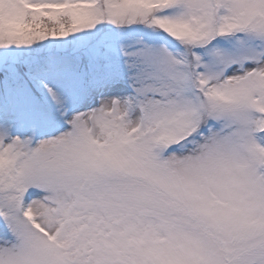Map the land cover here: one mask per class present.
<instances>
[{
	"label": "snow or ice",
	"instance_id": "1",
	"mask_svg": "<svg viewBox=\"0 0 264 264\" xmlns=\"http://www.w3.org/2000/svg\"><path fill=\"white\" fill-rule=\"evenodd\" d=\"M0 264H264V0H0Z\"/></svg>",
	"mask_w": 264,
	"mask_h": 264
}]
</instances>
